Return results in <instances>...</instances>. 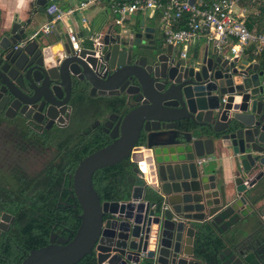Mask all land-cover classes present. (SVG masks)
Instances as JSON below:
<instances>
[{
	"label": "water",
	"instance_id": "95a60500",
	"mask_svg": "<svg viewBox=\"0 0 264 264\" xmlns=\"http://www.w3.org/2000/svg\"><path fill=\"white\" fill-rule=\"evenodd\" d=\"M52 2L35 0L36 12L46 15L45 6ZM154 24L142 19L126 30L110 26L105 32L101 26L102 64L85 46L72 52L56 30L53 42L29 39L36 25L30 18L15 19L9 31H0V62L16 64V47L32 60L30 47L40 43L61 69L81 71L92 95L118 91L124 100L134 97L137 105L116 123L112 142L73 173L82 211L71 240L33 250L22 264H76L93 253L96 264H186L184 248L204 227L217 226L219 209L246 218L250 169L264 163V72L258 65L245 68V62L236 66L219 56L206 58L207 48L199 67H191L175 60L176 48L163 44L157 65L132 64L133 50L141 40L152 39ZM132 37L138 41L128 40ZM108 67L111 74L98 72ZM216 149L220 155L223 149L231 152L234 171L227 184L218 185L208 169L210 160H202ZM124 159L140 177L134 178L130 199L102 204L91 177Z\"/></svg>",
	"mask_w": 264,
	"mask_h": 264
},
{
	"label": "flooded vegetation",
	"instance_id": "af4514ba",
	"mask_svg": "<svg viewBox=\"0 0 264 264\" xmlns=\"http://www.w3.org/2000/svg\"><path fill=\"white\" fill-rule=\"evenodd\" d=\"M134 17L130 23L146 20ZM130 23L119 26L113 20L107 28L126 30ZM151 24L146 22L147 27ZM155 25L152 39L141 40L133 50L132 64H158L164 33L160 22ZM30 48L32 60L20 56L16 47V64L0 62V264H22L33 250L71 240L82 211L73 173L81 161L102 149L98 147L112 142L109 136L126 108L137 107L134 97L124 100L118 91L92 95L81 71L61 69L40 43ZM174 56L195 68L203 62L192 56L179 60L177 48ZM206 58H215L209 49ZM111 72L108 67L106 73ZM212 174L218 185L223 183L220 172ZM252 181L246 218L219 209L217 226L204 227L184 248L189 254L183 257L186 264H264V163L250 169Z\"/></svg>",
	"mask_w": 264,
	"mask_h": 264
},
{
	"label": "built area",
	"instance_id": "2783aa9c",
	"mask_svg": "<svg viewBox=\"0 0 264 264\" xmlns=\"http://www.w3.org/2000/svg\"><path fill=\"white\" fill-rule=\"evenodd\" d=\"M104 5L116 25L122 26L129 16L158 14L162 22L163 46L178 50L179 60L185 61L188 50L202 41L215 56L240 64L246 58V67L258 65L264 54V0H79L74 6L62 10L50 4L45 13L50 22L33 32L29 39L49 37L57 24H64L65 17L77 15L82 24L87 23L85 11ZM78 32L68 27L64 38L74 53L85 46L99 64L102 58V34L86 37L81 44ZM107 68L99 69L101 75ZM264 72V70H261ZM209 161L210 158L202 159Z\"/></svg>",
	"mask_w": 264,
	"mask_h": 264
},
{
	"label": "crops",
	"instance_id": "0c3cea01",
	"mask_svg": "<svg viewBox=\"0 0 264 264\" xmlns=\"http://www.w3.org/2000/svg\"><path fill=\"white\" fill-rule=\"evenodd\" d=\"M34 1L35 0H0V31L3 32L9 31L15 19L25 20L30 18L34 20L36 22V25L33 26L31 34L36 30H38L40 27L49 23L50 21H48L46 17L47 15H42L36 12V6L34 4ZM78 1L79 0H53L52 3L46 4L45 8L48 7L50 4H54L58 8L65 10L66 8L77 4ZM84 16L87 19L86 24H82L80 22V18L77 15H73L71 17H66L63 25L57 24L55 26V30L57 31L58 34H64L66 28L70 26L79 33L78 37L82 41L81 44L86 45V37H88L89 35L102 34V31H100L99 28H101V26H104V29L106 30L110 22L112 23L114 20L104 5L102 6L96 5L94 7L88 8L85 11ZM132 17L133 19H135L134 15H132ZM154 17H159V16L158 14H154V16L150 15L149 18H146V20H150V21L155 20L156 23L160 22L162 28V22L160 17L159 19H154ZM66 19H70V23H69L70 25L66 23ZM74 19H78V21H74ZM130 22H131V18L127 20L125 24ZM148 23L151 24V22ZM48 40L53 42L54 36H52V38H49ZM205 48L207 47H205L203 42L199 41V43L195 44L193 47H191L188 50L187 56H192L191 58L194 61L197 60L202 61ZM208 49L211 50L210 48H207V50ZM196 57L197 59H195ZM240 62L241 63L236 66H240L244 62H246V58L243 57V60ZM216 150L217 152L214 155H212V157H210V159L213 160L212 163L209 164L210 166H208V169L210 173L213 172L215 173V171L220 172L221 173L220 175L223 178L224 183L227 184L231 181L234 171L233 168L234 165L233 163H231L230 160L231 152L223 149V154L220 155L218 154V149Z\"/></svg>",
	"mask_w": 264,
	"mask_h": 264
},
{
	"label": "trees",
	"instance_id": "16d2710c",
	"mask_svg": "<svg viewBox=\"0 0 264 264\" xmlns=\"http://www.w3.org/2000/svg\"><path fill=\"white\" fill-rule=\"evenodd\" d=\"M260 14L263 17L264 11L260 10ZM259 58L261 69L264 70V54ZM129 110L130 108H126L124 114ZM107 144L108 142L98 148H103ZM133 167V163L128 159H124L119 164L114 165V167L101 169L92 175L91 185L93 191L98 195L102 203L123 202L130 199L131 189L134 184ZM94 255V253L92 255H85L76 264H96Z\"/></svg>",
	"mask_w": 264,
	"mask_h": 264
},
{
	"label": "rangeland",
	"instance_id": "374dc122",
	"mask_svg": "<svg viewBox=\"0 0 264 264\" xmlns=\"http://www.w3.org/2000/svg\"><path fill=\"white\" fill-rule=\"evenodd\" d=\"M102 6V5H101ZM149 16H150V14L149 13H145L144 15H143V17H145V18H149ZM131 19H133V17L132 16H129ZM66 18V17H65ZM154 19H159V17H154ZM153 19V20H154ZM74 21H78V19H74ZM132 21V20H131ZM66 23H68V25H70L69 23H70V19H66ZM58 25H60V24H58ZM67 25V26H68ZM68 27H70V26H68Z\"/></svg>",
	"mask_w": 264,
	"mask_h": 264
},
{
	"label": "clouds",
	"instance_id": "9594fccd",
	"mask_svg": "<svg viewBox=\"0 0 264 264\" xmlns=\"http://www.w3.org/2000/svg\"><path fill=\"white\" fill-rule=\"evenodd\" d=\"M31 35V34H30Z\"/></svg>",
	"mask_w": 264,
	"mask_h": 264
}]
</instances>
